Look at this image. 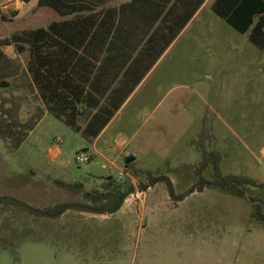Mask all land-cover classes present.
<instances>
[{
    "label": "rangeland",
    "instance_id": "1",
    "mask_svg": "<svg viewBox=\"0 0 264 264\" xmlns=\"http://www.w3.org/2000/svg\"><path fill=\"white\" fill-rule=\"evenodd\" d=\"M14 1L0 0V38L46 26L55 15L48 7L17 9ZM227 26L234 36L211 48V66H172L164 81V93L179 95L171 119L146 120L148 107L142 109L136 99L124 110V120L131 121L129 149H140L133 165L167 174L181 197H172L163 181L152 185L145 176H132L123 156L106 153L78 163L77 153L87 152L65 142L63 153L51 158L47 141H38L45 121L19 145L0 136L1 194L37 206L83 200L82 193L54 182L45 186L46 170L89 191L101 188L109 176L116 182L131 178L136 187L114 214L68 211L51 219L21 207L0 208V264H264V220L256 210L259 201L264 203V188L243 187L245 196L195 188L201 176L215 177L212 164L198 171L202 146L221 153L224 175L246 174L264 182V49ZM23 46L20 53L6 46L0 66L25 69L30 53L26 42ZM56 134H62L60 127L48 143Z\"/></svg>",
    "mask_w": 264,
    "mask_h": 264
},
{
    "label": "crops",
    "instance_id": "2",
    "mask_svg": "<svg viewBox=\"0 0 264 264\" xmlns=\"http://www.w3.org/2000/svg\"><path fill=\"white\" fill-rule=\"evenodd\" d=\"M39 1L15 0L14 5L55 11L57 16L40 27L59 23L58 36L50 34L49 43L44 42V53L57 54L58 62L25 69L0 66V78L8 82L0 87V136L19 145L45 121L38 141H47L51 158L63 153L66 142L82 146L91 159L108 153L137 161L140 149H129L133 142L127 133L131 121L124 120L126 106L136 99L142 109L148 107L146 120L171 119L179 95L164 93V81L172 66H211V48L234 36L227 25L238 31L217 10L246 20L237 13L244 0H58V10ZM249 17L254 24L238 32L258 46L251 36L264 43V32L254 31L259 15ZM6 46L17 53L9 44L2 47L5 54ZM28 49L30 53V45ZM9 88L24 94L4 90ZM59 127L63 135L48 143ZM44 175L45 186L54 180L78 182L49 170Z\"/></svg>",
    "mask_w": 264,
    "mask_h": 264
},
{
    "label": "trees",
    "instance_id": "3",
    "mask_svg": "<svg viewBox=\"0 0 264 264\" xmlns=\"http://www.w3.org/2000/svg\"><path fill=\"white\" fill-rule=\"evenodd\" d=\"M40 5L48 4L54 9L58 10V0H40ZM217 9V8H216ZM218 13L226 18L234 28L241 33L248 31L251 25L254 24V20L250 19V14L259 15V20L254 26V31L264 32V0H244L240 7H237V13L243 14L242 20L239 22L237 17H229L226 13L217 10ZM59 23L57 21L50 24L48 29L42 27L29 29L21 33H15L11 37H4L0 39V59L4 56L2 47L9 44H14L18 53L24 51L23 44L26 42L30 45V60L28 66H51L52 62H58V55H52L44 53V42H48L51 36H58ZM251 40L258 45V47L264 49V43L257 41L254 35L251 36ZM8 82L0 80V87L7 86ZM203 152V162L200 165L198 171H202L206 164H212L214 175L213 179H207L201 176L197 181L195 188L202 190L205 186L218 188L221 190L232 191L238 196H245L243 187H256L264 188V182H260L257 179L248 176L246 174H226L224 175L220 168L221 153L216 150H207L205 147L200 148ZM129 168L132 176L141 177L145 176L150 184H155L158 181H163L168 187V191L172 197H181L175 195V188L172 179L167 174H155L151 170H145L142 168H136L133 165V161L126 164ZM109 182L103 183L101 188H96L91 191L86 190L85 186L81 182H65L62 180H54V183L61 187L69 188L75 192L83 194V200H63L54 204L46 206H37L30 204L23 199L1 194L0 193V208L11 205L24 208L32 215L38 217H45L51 219H57L67 213L68 211H81L99 214H114L121 209L128 196L135 191V185L132 179H127L123 182H116L113 177H107ZM142 186L147 187L145 184ZM194 188V187H193ZM193 188L191 191L193 192ZM190 192V193H192ZM187 192L185 194L188 195ZM256 210L260 219L264 220V203L259 201L256 204Z\"/></svg>",
    "mask_w": 264,
    "mask_h": 264
},
{
    "label": "built area",
    "instance_id": "4",
    "mask_svg": "<svg viewBox=\"0 0 264 264\" xmlns=\"http://www.w3.org/2000/svg\"><path fill=\"white\" fill-rule=\"evenodd\" d=\"M90 159H91V157L88 154H86L85 152H80V153H77V155H76V160L78 163H86V162L90 161ZM110 172H112V171H110ZM124 172L126 173V171H124V170L120 171L118 178H121L122 174Z\"/></svg>",
    "mask_w": 264,
    "mask_h": 264
},
{
    "label": "water",
    "instance_id": "5",
    "mask_svg": "<svg viewBox=\"0 0 264 264\" xmlns=\"http://www.w3.org/2000/svg\"><path fill=\"white\" fill-rule=\"evenodd\" d=\"M131 162V159H127V163Z\"/></svg>",
    "mask_w": 264,
    "mask_h": 264
}]
</instances>
